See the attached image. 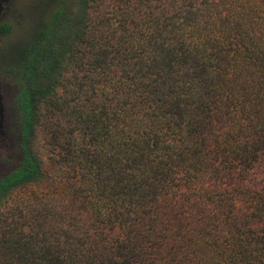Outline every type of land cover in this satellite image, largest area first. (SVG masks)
<instances>
[{
	"label": "trees",
	"instance_id": "16d2710c",
	"mask_svg": "<svg viewBox=\"0 0 264 264\" xmlns=\"http://www.w3.org/2000/svg\"><path fill=\"white\" fill-rule=\"evenodd\" d=\"M26 37L0 264H264V0H59ZM40 130L67 182L3 214Z\"/></svg>",
	"mask_w": 264,
	"mask_h": 264
},
{
	"label": "rangeland",
	"instance_id": "374dc122",
	"mask_svg": "<svg viewBox=\"0 0 264 264\" xmlns=\"http://www.w3.org/2000/svg\"><path fill=\"white\" fill-rule=\"evenodd\" d=\"M59 0H12L8 14V28L0 39V67L8 65V59L13 56V51L18 42L25 41L26 36L32 28L44 20ZM1 95L4 105V136L0 139V156L9 153L15 148L16 137L13 132L14 108H13V87L2 75L0 77ZM48 138L43 130L39 131L37 149L46 163V178L38 185L30 186L24 191L14 193L11 201L1 213H8V208L15 206L19 201H31L35 195L53 194L59 190V181L67 182L66 175L61 178L54 169L51 159L54 157ZM54 153V152H53ZM5 170L0 162V173ZM65 174V172H63Z\"/></svg>",
	"mask_w": 264,
	"mask_h": 264
},
{
	"label": "flooded vegetation",
	"instance_id": "af4514ba",
	"mask_svg": "<svg viewBox=\"0 0 264 264\" xmlns=\"http://www.w3.org/2000/svg\"><path fill=\"white\" fill-rule=\"evenodd\" d=\"M12 0H0V39L8 28V14Z\"/></svg>",
	"mask_w": 264,
	"mask_h": 264
},
{
	"label": "water",
	"instance_id": "95a60500",
	"mask_svg": "<svg viewBox=\"0 0 264 264\" xmlns=\"http://www.w3.org/2000/svg\"><path fill=\"white\" fill-rule=\"evenodd\" d=\"M4 136V105L0 86V139Z\"/></svg>",
	"mask_w": 264,
	"mask_h": 264
}]
</instances>
